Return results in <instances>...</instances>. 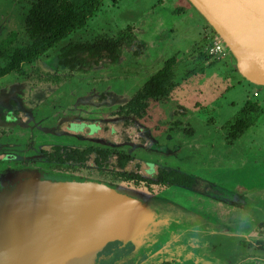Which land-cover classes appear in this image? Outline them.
<instances>
[{"label": "flooded vegetation", "instance_id": "obj_1", "mask_svg": "<svg viewBox=\"0 0 264 264\" xmlns=\"http://www.w3.org/2000/svg\"><path fill=\"white\" fill-rule=\"evenodd\" d=\"M60 1L70 8L69 3L74 7L77 0ZM97 1V10L86 25L36 55L29 51L32 13L35 10L40 16L57 0H0V165L126 187L177 223L178 232L165 239L174 248L165 246L150 254L144 244L112 240L97 253L93 264H264V220L253 232L251 252L241 253L237 262L232 256L214 257L210 251L222 249V244H214L202 233L190 234L196 230L186 225L185 215L168 208L172 203L162 196L166 187H172L207 198L210 188L196 174L199 166L206 171L215 161L220 165L223 159L217 151L233 148L248 134L244 150L264 149L263 132L250 133L262 112L260 105L246 101L232 120L218 115L220 106L214 105L223 96L221 91H229L226 84L206 99H187L185 90L190 88L182 82L192 72L198 75L189 70L179 80L174 57L135 91L115 83L123 75L128 77L124 69L132 59L136 66L144 64L154 46L144 40V30L131 26L87 30L105 0ZM199 36L194 49L200 50L203 59L217 62L227 57L210 54L215 36L206 22ZM171 59V72L164 73ZM231 68L240 77L236 82L250 83L236 65ZM12 75L13 81H5ZM159 78H163L160 86ZM214 80L215 75L209 82ZM200 101L206 102L205 107L212 105L203 119L195 115L202 107ZM248 105L256 108L255 123L249 128L241 121Z\"/></svg>", "mask_w": 264, "mask_h": 264}, {"label": "water", "instance_id": "obj_2", "mask_svg": "<svg viewBox=\"0 0 264 264\" xmlns=\"http://www.w3.org/2000/svg\"><path fill=\"white\" fill-rule=\"evenodd\" d=\"M188 2L238 72L264 87V0ZM176 227L126 187L34 168L0 169V264H93L112 240L144 244L155 254L174 248L165 239Z\"/></svg>", "mask_w": 264, "mask_h": 264}, {"label": "rangeland", "instance_id": "obj_3", "mask_svg": "<svg viewBox=\"0 0 264 264\" xmlns=\"http://www.w3.org/2000/svg\"><path fill=\"white\" fill-rule=\"evenodd\" d=\"M180 8L187 10L182 11ZM132 14L133 18L130 17ZM204 22L188 0H116L115 3L105 0L98 13L89 21L87 30L94 28L101 32L105 26H131L144 30V40L153 44L154 47L149 50L151 57L139 66L132 59L124 69L128 77L123 75L117 81L113 79L115 83L135 91L151 73L164 65L165 60L174 57L179 80L189 70L196 71L198 75L192 72L185 77V82L181 81L190 88L185 90L187 99L196 96L206 99L211 92L223 90L226 84L229 91H221L223 96L217 98L219 101L214 106H220L218 115L222 114L230 120L246 101L259 104L262 112L250 133L263 132L264 139V87L246 81L242 84L236 82L240 77L232 71L231 67L236 65L232 56L227 55L217 62L201 57L200 50L194 48L201 40L199 35ZM214 75L215 80L209 82ZM13 79L12 75L5 81ZM227 80L229 82L226 83ZM255 91H258L256 97ZM200 102L202 107H199L200 111L195 115L203 119L212 105L205 107L203 105L206 102ZM249 136L239 139L231 149L218 150V158L223 159L220 165L214 160L212 167L206 171L199 168L202 166L198 167L196 174L205 179V184L210 188L208 195H205L207 198L180 188L166 187L162 191V196L172 203L168 204V208L171 206L170 209L176 213L184 214L185 224L196 230L190 234L197 236L202 233L214 244H222V249L210 251L211 256H232L236 262L241 253L251 252L249 248L250 242L254 240L251 238L253 232L259 221L264 220V149L244 150V146H248L245 143ZM4 166L0 165V169Z\"/></svg>", "mask_w": 264, "mask_h": 264}, {"label": "trees", "instance_id": "obj_4", "mask_svg": "<svg viewBox=\"0 0 264 264\" xmlns=\"http://www.w3.org/2000/svg\"><path fill=\"white\" fill-rule=\"evenodd\" d=\"M84 1L81 0L80 2L77 0L74 7H72L73 4L69 3L70 8H66L63 1L57 0L56 4L52 7L47 5L46 12L38 17L35 15L38 12L34 10L30 22L32 36V45L29 47L30 53H35L36 55L43 53L47 48L56 45L73 30L86 25L89 17L96 12L98 1L96 0L92 4L88 0L84 4ZM36 20L38 22H35ZM41 20H48V23H42ZM202 56L207 58L204 53ZM173 63L174 60L171 59L166 65L164 73L171 72ZM161 82H163V78H159V82H157L158 86L162 85ZM248 108H251V110ZM255 110L256 108L250 105L243 110V119L241 121L245 127L249 128L255 123L253 114Z\"/></svg>", "mask_w": 264, "mask_h": 264}, {"label": "built area", "instance_id": "obj_5", "mask_svg": "<svg viewBox=\"0 0 264 264\" xmlns=\"http://www.w3.org/2000/svg\"><path fill=\"white\" fill-rule=\"evenodd\" d=\"M210 54L218 58L227 56V52L225 48L223 47L221 42L216 38V36H215V41L213 43V46L210 50Z\"/></svg>", "mask_w": 264, "mask_h": 264}]
</instances>
